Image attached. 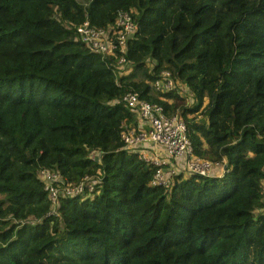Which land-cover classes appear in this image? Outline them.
<instances>
[{"label":"trees","instance_id":"16d2710c","mask_svg":"<svg viewBox=\"0 0 264 264\" xmlns=\"http://www.w3.org/2000/svg\"><path fill=\"white\" fill-rule=\"evenodd\" d=\"M120 12L129 69L75 39ZM162 71L191 105L155 90ZM128 91L182 119L223 175L152 185L121 139ZM42 169L100 181L51 213ZM263 182L264 0H0V264H264Z\"/></svg>","mask_w":264,"mask_h":264},{"label":"built area","instance_id":"2783aa9c","mask_svg":"<svg viewBox=\"0 0 264 264\" xmlns=\"http://www.w3.org/2000/svg\"><path fill=\"white\" fill-rule=\"evenodd\" d=\"M135 32L136 24L131 12H120L114 24L107 28L92 26L85 19L75 27V39L94 53L114 57L119 69H129L130 64L123 54L128 39L132 38ZM152 83L156 91L166 92L175 89L177 85L179 93L181 89L188 90L186 86L176 83L167 71H162ZM188 96L191 98V94ZM121 101L136 115V123L122 124L121 139L126 149L137 153L141 160L156 167L152 185L168 188L172 185L175 175L179 174H186V177L213 176V169L220 163H212L193 153L187 127L182 119L177 115H167L161 104L141 99L138 92H126ZM160 150L164 151V157L160 156ZM91 156L98 159V152L93 151ZM38 176L54 211L60 196L92 197L100 181L99 177L88 176L76 184L66 183L58 171L48 169L39 170Z\"/></svg>","mask_w":264,"mask_h":264},{"label":"crops","instance_id":"0c3cea01","mask_svg":"<svg viewBox=\"0 0 264 264\" xmlns=\"http://www.w3.org/2000/svg\"><path fill=\"white\" fill-rule=\"evenodd\" d=\"M160 156L161 157H164V151L160 150ZM225 167H226V162L225 160H223L218 167H215L213 169V176H217V177H220L223 175L224 171H225ZM185 177H186V174H183Z\"/></svg>","mask_w":264,"mask_h":264},{"label":"rangeland","instance_id":"374dc122","mask_svg":"<svg viewBox=\"0 0 264 264\" xmlns=\"http://www.w3.org/2000/svg\"><path fill=\"white\" fill-rule=\"evenodd\" d=\"M189 93V91L185 88V89H181V93H179L178 92V94L180 95V96H183V97H185L186 95V97H187V99L185 98V104H188V105H191L192 103H193V99L192 98H189L190 96H188V95H190V93ZM189 98V99H188ZM198 119H200V117H198ZM262 188H263V191H264V182H263V184H262ZM257 212V211H256ZM51 213H56L55 211H54V209L52 210V208H51Z\"/></svg>","mask_w":264,"mask_h":264},{"label":"clouds","instance_id":"9594fccd","mask_svg":"<svg viewBox=\"0 0 264 264\" xmlns=\"http://www.w3.org/2000/svg\"><path fill=\"white\" fill-rule=\"evenodd\" d=\"M226 168V167H225ZM90 177V176H89ZM185 177V176H184Z\"/></svg>","mask_w":264,"mask_h":264}]
</instances>
